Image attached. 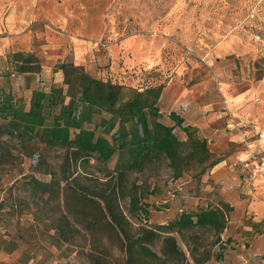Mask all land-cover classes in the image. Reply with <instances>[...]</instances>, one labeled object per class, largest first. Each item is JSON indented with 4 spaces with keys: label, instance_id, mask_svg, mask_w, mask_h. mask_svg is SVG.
<instances>
[{
    "label": "rangeland",
    "instance_id": "obj_1",
    "mask_svg": "<svg viewBox=\"0 0 264 264\" xmlns=\"http://www.w3.org/2000/svg\"><path fill=\"white\" fill-rule=\"evenodd\" d=\"M49 1L46 5L44 0L33 14H24L23 20H16L21 14L13 13L6 3L2 5L0 45L3 39L11 38L5 23L22 21L28 37L23 47L30 46L38 57L65 55L69 61L73 57L71 43H80L82 48L93 49L91 59L82 50L86 59L83 67L96 77L118 78L131 87L163 83V87L175 91L176 97L168 105L159 101L158 120L171 122L168 115L174 108L182 113L189 104L199 107L194 119L203 120L207 126L193 127L208 141V162L221 159L198 177L191 164L175 177L162 160L151 163L143 172H130L120 197L129 241L140 237L143 229L156 231L157 236L147 244L156 254L147 258L152 264L261 262L264 177L247 175L239 159L261 143L254 127L264 128V0ZM125 67L130 69L127 74ZM11 86L21 93L14 77ZM242 95L244 99L237 101ZM181 101L189 102L183 104L185 109ZM99 119L100 114L94 115V121ZM173 132L178 138L185 136L179 127ZM42 156L47 162L38 171ZM63 156V148L46 151L34 141L0 135V264H123L124 251L107 240L104 230L88 231L73 221L79 232L70 241H53L61 201H54L52 195L46 201L47 194L42 198L29 196L25 181L31 175L43 180L52 175L62 179ZM115 161L114 157L107 163H81L73 168L72 181L82 187L91 178L97 184L110 179ZM132 194L138 196L139 209H132ZM223 203L230 209L225 207L222 231L207 226L170 231L184 259L163 254L167 232L161 225L176 219L182 211ZM252 249L258 253L252 255ZM240 250L243 254L238 257L235 253Z\"/></svg>",
    "mask_w": 264,
    "mask_h": 264
},
{
    "label": "trees",
    "instance_id": "obj_2",
    "mask_svg": "<svg viewBox=\"0 0 264 264\" xmlns=\"http://www.w3.org/2000/svg\"><path fill=\"white\" fill-rule=\"evenodd\" d=\"M55 67L63 73L62 85L52 84L45 89L44 81L38 79L40 85L31 90L28 99L16 93L11 79L22 81L21 74L38 73L41 63L37 54L32 50L16 51L0 58V135L18 137L21 142L34 141L46 151L53 147L64 149L63 178L55 179L52 175L51 179L43 180L29 176L25 181L29 196L42 198L47 194L46 201L51 195L54 201H61L54 223L52 238L55 243L70 241L79 232V227L73 224L76 221L85 230L106 231L107 240L124 251L123 264H152L147 258L156 257V254L147 244L157 232L143 229L140 237L129 241L128 220L120 205L129 173L143 172L151 163L162 160L172 168L175 177L190 164L197 169L194 176L198 177L221 159L208 162L211 152L207 139L198 136L192 125L183 124V118L174 111L168 115L172 124L158 120L163 83L141 89L125 86L96 77L83 65L67 58ZM96 114H100L98 121H94ZM176 127L182 129L184 137L175 136ZM114 157L110 179L97 184L91 178L82 187L73 183L75 172L72 170L79 164H87L90 160L107 163ZM46 162L42 156L37 164L38 171L45 168ZM69 198L74 201L69 202ZM138 200L136 194L130 195L132 209L140 208ZM225 207L228 206L223 203L182 211L176 219L161 225L160 228L167 232L163 238V254L167 258L184 259L170 231L192 226L222 231Z\"/></svg>",
    "mask_w": 264,
    "mask_h": 264
},
{
    "label": "crops",
    "instance_id": "obj_3",
    "mask_svg": "<svg viewBox=\"0 0 264 264\" xmlns=\"http://www.w3.org/2000/svg\"><path fill=\"white\" fill-rule=\"evenodd\" d=\"M44 0H14L13 2L9 1H1L0 2V7H2V5H4L6 3V5H8L10 8V10L13 13H20L21 16H16V20L17 19H24V14H33L35 12V10L39 9L40 7H42ZM49 0H46V5L49 4ZM17 11V12H16ZM11 12V13H12ZM11 17H13V14L11 16H8L7 19L11 20ZM22 21H20V23H12V21H7L5 23V25L7 26L6 28H8L9 33L7 34V36L11 37V38H6L3 39L1 41V45H0V58L1 57H6L9 53L11 52H16V51H23V49H25L26 51H29L30 46L28 48H24L23 46L26 44V42H24V40H28V37H26L24 35V33L26 32L27 29V25L26 24H21ZM12 32V33H11ZM12 39V40H10ZM72 48H73V52H72V61L76 64L79 65H85V57H90L89 59H91L92 57H94V53H93V49H91V47H87L85 46L84 48H82V45L80 43H75L72 42ZM47 46V45H46ZM46 49V47H45ZM31 50V49H30ZM82 50L87 52V56L84 57V54L82 56ZM90 53H92V56H90ZM67 57H65V55L63 57H39L40 59V63H41V68L39 70L38 73H23L21 74V79L22 81H18L20 82V86L22 88L21 90V95H23L24 97L28 98L30 97V92L33 88L39 86L40 84L38 83V79H41L44 81V83L46 84L45 89L48 88L49 86H51L52 84L55 85H62V81H63V73L60 69L55 67V64L63 61L64 59H66ZM43 59V60H42ZM128 67H125L123 70L124 72L127 74L130 69H126ZM133 72H136V68H134L132 70ZM91 74V73H90ZM114 78H117V76H115ZM119 83H122L123 81H120L117 78ZM146 86V85H144ZM144 86H140L139 88L141 89ZM14 91V90H13ZM175 91H172L170 87H163L162 92H161V96H160V100H162L163 103H165L166 105H168L173 99L174 97H176V95L174 94ZM244 96H240L237 97L236 100H243ZM179 100V99H178ZM184 103H188V101H181V105H183ZM200 110L199 107L193 105V104H189L188 107L186 108L185 112H182L177 110L176 108L171 109V111H174L177 115H179L180 117L183 118V124H188V125H197L200 127H205L207 126V123H204L203 120H197L195 121L194 118L196 115V112ZM170 123V122H169ZM173 122L171 121L170 124H172ZM263 124V123H262ZM254 131L255 133H258L260 131H264L263 125H261L260 127L256 126L254 127ZM257 151L259 153L260 156L264 157V141L257 144ZM216 166V165H215ZM214 166V167H215ZM214 170L212 169L211 172H213ZM260 177H264L263 175H260ZM262 235H260L261 237ZM249 252V251H248ZM258 253V251L256 249H252V255ZM242 251H236L235 255L240 257L242 256ZM249 254V253H246ZM258 264H264V259H262L261 262H259Z\"/></svg>",
    "mask_w": 264,
    "mask_h": 264
},
{
    "label": "built area",
    "instance_id": "obj_4",
    "mask_svg": "<svg viewBox=\"0 0 264 264\" xmlns=\"http://www.w3.org/2000/svg\"><path fill=\"white\" fill-rule=\"evenodd\" d=\"M183 109L186 105L182 106ZM260 142L264 141V133L258 132ZM241 169L251 177H256L264 174V157L260 156L257 149H250L247 155L239 159Z\"/></svg>",
    "mask_w": 264,
    "mask_h": 264
}]
</instances>
